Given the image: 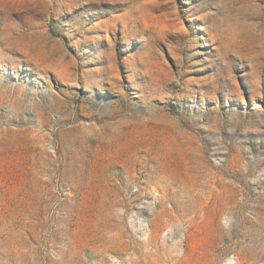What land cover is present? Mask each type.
Instances as JSON below:
<instances>
[{
    "label": "rangeland",
    "instance_id": "rangeland-1",
    "mask_svg": "<svg viewBox=\"0 0 264 264\" xmlns=\"http://www.w3.org/2000/svg\"><path fill=\"white\" fill-rule=\"evenodd\" d=\"M0 264H264V0H0Z\"/></svg>",
    "mask_w": 264,
    "mask_h": 264
}]
</instances>
